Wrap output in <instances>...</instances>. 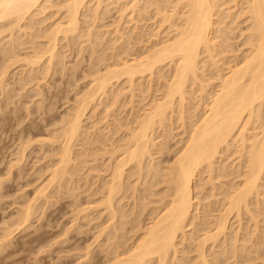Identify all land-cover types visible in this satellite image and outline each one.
<instances>
[{
	"label": "rangeland",
	"instance_id": "374dc122",
	"mask_svg": "<svg viewBox=\"0 0 264 264\" xmlns=\"http://www.w3.org/2000/svg\"><path fill=\"white\" fill-rule=\"evenodd\" d=\"M49 1H51L53 3H49ZM49 1H48V5L46 4L47 2L44 5V6H46L45 7L46 9L42 8V11L40 9H39L40 11H38V9H37L35 12H33L35 15L37 14L36 16L33 14L34 16H32V17H34L35 20L32 18L31 21L26 20L27 22L26 21L24 22L23 25L25 26V24H26L25 27L23 26L24 28H26V30H24V33H23V30H21L22 29L21 28L19 30V31H21L20 34H19V31L17 30V31H15V34L10 37V38H13V40H15V38H17V35H18V39H20L19 41H21V44H16L14 42V46H16V45L17 46H16V49L13 48V49H11V51H13V53H14V50H15L16 51V54L14 53L15 55L11 51H10L11 54L9 53L10 54L9 55L7 53L8 54L7 56H5L6 54L1 53V52H3L2 48L7 46V44L9 45V43H8L9 38H4V37H7V35L9 37V32L6 33L4 31L5 34L2 33L4 35H2V34L0 35V37L2 36V38H0V53H1L0 70L2 69V71H0V74H1V72L2 73L5 72L4 74L0 75V247H1V249H0V264H91V262L93 260L95 261V259H92V257L95 258L96 255H98L100 253L99 256H97L98 262H99V259L101 261L102 260L101 258L105 257L104 254L106 251H102V250L99 251V250L102 248V246H104L103 243H105V241L107 240L106 235L107 234L113 235L114 233L115 234L120 233L118 236L119 242L121 240L120 238L124 239V242H122L123 244L121 246L126 247V246L131 245L133 243L134 239L136 238L135 236H137L139 234V228L135 227L136 222L138 221L137 219L138 218L141 219V221L139 219L140 226L141 225H142V227L145 226V223L147 224V222L149 221V219H148L149 216H147V214H146V213H149V212H147V210L150 211V209L153 208L154 206H156V207L158 205L160 206V203L162 202L161 200H162L164 192L166 190L165 189L166 184L164 182L161 183L160 179L162 180V178L160 176H158V177L154 176L155 177L154 179H153V177L152 178L150 177L151 178V179H149L150 181L147 179L149 181L148 182V181H146V178L149 177V175H146L145 177H143L144 175H142L140 177V179H141L140 180L138 178V176L136 175L137 174L136 168H134L132 166L131 167L132 170L130 173L132 174L134 171L135 172L133 175L129 174V172H128L130 179H129V176L126 174V176H128V177H127V180L125 179L126 184L124 183L123 196L117 203V206H119V208H121L120 209L121 213L124 212L122 219L120 218L122 221H125L123 226L121 227L122 229H120V230L116 229L117 231H114L112 228L111 230L114 233H111L110 230L109 231L107 230L108 233L103 232V236L101 234L100 238L98 236H96V234L98 235V231H99L98 228L99 227L101 228V226H104L105 225L104 223H106V224L109 223L106 221L107 220V218H106L107 210L106 211L103 210L105 208H102L103 206L101 207L100 206L101 204L99 202L100 201L99 197L100 198L102 197V195H101L102 193H99L102 190L100 188L101 184H102L101 179L103 180L102 177H104V179L107 178L106 174L109 173V171H108V173H107V171H105L106 170L105 165L107 162L106 159H108V161H109V159H111V160L113 159L112 156H110L111 153L109 152V149L110 148L112 149L116 145H119V143L122 144V142H124V141H122L121 139L128 138V135L131 132L130 128L131 129H132V127L134 128V126H135L134 121H136L135 122V124H136L137 121L141 118L144 111H147L149 109V107L153 104V102H156V100L157 101L161 100L160 99V97L162 96L161 90L162 89L164 90L163 84H165L166 79H168V78L165 77L163 79V77H161V75H160L161 72L159 73V71L157 69H156L157 72H156V70L154 71V73H153L154 75L151 74V76H149L150 74H147V73L144 74L143 73L144 76H141L142 74L138 75L139 78L136 76L134 79V83H133L134 85L132 84L134 86V88H132V89L130 88L132 91H129L130 86L127 84L128 81H125L124 77L118 78L119 80H117V81H116V79L112 80L111 87L108 86V89L110 87V89L108 90V93H107L108 95H106V97L104 95H102L103 96L102 98H101V96H99L101 99L97 98L95 101L88 104L89 106L87 105L88 107L85 108V110H84L85 111L84 115H82L83 117H81V119H82L81 120V130H80V134H79L80 137L77 136V140H75L77 142H75V143L72 142L73 146L71 145V147H72L71 148V150H72L71 151V159H70V162H67V164L65 165L66 167H64V169L65 168L67 169V170L65 169L67 171V173H64L66 175H64V178H62L61 175H58L61 177V178H59V177L58 178L62 181L59 180V182H58V180H57L58 178L55 177L56 178L55 181H53V178H52V180L50 182V179H51L50 174H52L51 171H53V169H52L53 167L56 168L59 166V157H60L59 151L61 148V143H60L61 139H60V137H58V135L59 134H60L59 136L62 135V133L60 131H62L64 129V127H66L68 125L67 123H68V120L70 119V118H65V117L66 116L69 117L68 115H70V117H71V114L75 111V108L78 104L77 102L79 101V98H81L82 94H85L86 90L88 91V89L90 88L89 86H92V83L95 82L93 76L96 77L97 74L105 73V71H104L105 67L107 66V64L110 65L112 63V61L113 62L120 61L119 59L122 60V58L123 59H127V58L130 59L131 56L137 57L138 54H139V56L141 54L143 55L146 51L148 52L149 49H147V48H150L151 45L154 44V42L160 44L159 40H161V39L163 40L165 36H166L165 37V39H166L168 36L166 33L171 28V26H170V28H168V25H167L168 23L164 22L162 19L161 20L163 21V23H166V24L161 23V20L159 17L161 15L156 16V15L161 13V12L158 14L156 13L157 12V8H156L157 6L156 5L165 4L164 6L162 5L163 7H161V5L159 7H161L163 11L164 10L167 11L166 12L167 14L168 13L171 14V13H173V10L171 9V7H172L171 3L175 2V0H168L167 1V3L169 2V4L171 5V7H170V5L168 6V4L165 3L163 0H160V1L158 0L160 3L155 0V5H152V3L150 2V1L153 2L154 0H146V2L149 1V3H147V5L149 6L148 7L146 5V2H144L142 0L144 2V5H146L147 7L144 6L145 9H143L144 8L143 7L142 8L143 11L139 10L141 12L137 11L136 9L127 10V7L131 3V2L128 3L129 0H118V3H117V0H108V1L102 0L101 2H104V3L107 2V3H105V5H103L100 2L101 4L100 3L98 4L99 9L95 7L96 10L98 11L97 14L94 13L95 9H92V8H94V5L95 6L97 5V1L96 0H92V1L90 0L91 3L86 2L87 5L85 4L87 6V7L85 6L87 8L86 10L84 9L85 7L81 8V10L84 12V14H81V10H80V13L78 15L79 20L77 23L78 24L77 27L78 26L79 27L77 28L78 31L76 30L73 33L74 36H72L73 34L69 35L68 32H67L68 34L66 33L68 35V37L66 34H65L66 35L65 36V35H63V33H60V34L58 33V35H57L58 39L56 38L57 41H55L56 47L53 48V50H54L53 55L54 54L56 55V56L54 55L55 57H53V58H55L56 60L53 59V61L51 60L50 62L47 63V61H48L47 56H49L48 52H43L44 54L43 53L42 54H43V56L44 55L45 56L44 57L42 56L43 58L40 57V54H41L40 52H42L44 50V48L47 49L46 44L49 47L48 43L50 42L49 38H46V36L48 37L50 34H49V32H46L44 30L45 29L46 30L49 29V31L52 30V28L55 26V24L57 22H60V20H62L61 18H63V16H64V14H63L64 12L61 11L62 9L57 11L58 8L53 7L55 5L58 6L57 4H58V1H60V0H56V1L55 0H49ZM110 1H111V3L108 4V2H110ZM112 1H114V2H112ZM55 2H56V4L54 5ZM156 2L159 4H157ZM162 2H164V3H162ZM94 3H96V4H94ZM150 3H151V5H149ZM232 3L233 2L230 1L226 5H224L225 7L227 6L229 8L226 9L223 14H226V13L228 14L229 12H234L236 10L237 7H232L233 6ZM51 4L53 6H50ZM125 4H127V5L129 4V5L127 6ZM166 4L168 7L163 9L166 6ZM101 5H102V7H100ZM124 5L127 6V7H125L126 9L124 8L125 10H127V13L122 8V7H124ZM139 5H143V3L139 4ZM239 5H238V7H239ZM120 7H121V9H123V15H124L123 19H122V12L119 13L120 11H118V9ZM240 7H241V5H240ZM170 9L172 10V12L170 11ZM55 11L58 13H56ZM130 11H134V12L130 13ZM38 12L39 13L41 12V13L39 14ZM237 12H238V10H237ZM59 13L62 14L63 16L60 17ZM100 13H102V14H100ZM86 14H87V16H85ZM119 14L121 15V18H120ZM235 14H237V13H235ZM235 14H232V16H229V17H228V15H226L227 17H225V15H223L224 17L223 16L221 17V19L224 22H227V25L231 26V29L233 28V30L230 32L229 31L230 27L228 26L229 29L227 31H229V33H231V36L228 33L229 34L228 36L231 37L230 40L228 39L229 40L228 42L231 43V46L229 48H232V51L227 48L229 50V52L227 51L228 53L225 54L226 55V58L224 57L225 64L222 65L223 70L225 69L226 65L230 63L228 61V59L231 58L230 57V56H232L231 54H233V56H239V57H237V59H235V57L232 56V59H229L230 61L234 60V59L238 60V59H240V57L242 55L246 54L245 49L246 48L248 49V46L245 44L246 38L244 37L248 33V28H247L248 21L245 20V16H243V15L239 16L240 14H238L236 16ZM83 16H85V17L83 18ZM96 16H98V17H96ZM42 17H43V19H41ZM171 19H173V18H171ZM90 20H92V21H90ZM120 20H121V22H120ZM118 24H119V26H117ZM33 26L36 27V28L34 27L35 31L32 28ZM87 26L91 29L87 28ZM92 27H93V29H92ZM27 28H28L29 33L27 32ZM117 30H119V31H117ZM40 31L43 32V33H41V35L44 34V36H40V33H37ZM17 32H18V34H17ZM89 32L92 33V35L90 34V37H88V35H86V34H89ZM25 33H27V34H25ZM45 33L46 34L48 33V34L46 35ZM169 34H171V33L169 32ZM34 36H35V38H32ZM70 39H72V40H70ZM5 40H6V43H5ZM15 41L19 42V41H17V39ZM244 41H245V43H244ZM51 43H50V45H51ZM18 45H20V46H18ZM154 45H157V44H154ZM114 48H116V49H114ZM124 48H126V49L123 52ZM37 49H39L40 52ZM115 50H117L118 53ZM32 51L33 52L38 51V53H40V54H38L39 59H38V57H36L39 61L36 60L37 64L33 63L34 65L27 63V61H29L30 59L32 60V58L29 57V54L32 55L31 54V53H33ZM119 51L120 52L122 51L121 52L122 54ZM139 52H141V53H139ZM45 53H47V54H45ZM234 54H237V55H234ZM2 55H3L4 59H2ZM35 55L36 54H34V56ZM113 55H115V56L113 57ZM119 55H121V56H119ZM21 56L23 57V59H26V60L28 59V60L23 61L22 58L19 59ZM27 56H28V58H27ZM34 56H33V60L35 59ZM97 56H98V58H97ZM220 56H222V55L220 54ZM9 57L11 58V60ZM15 57H17L19 59V61L16 58L17 62H15V59H14ZM100 58H102V59H100ZM222 58H223V56H222ZM6 59L7 60L9 59L8 65L6 64L7 63ZM13 59H14V61H13ZM59 60H60V62H59ZM204 60H206V58ZM222 60H220V61H222ZM12 61L15 63L11 64V66H10L9 64ZM55 61H56V63H55ZM45 62L47 63L48 68H47ZM57 62H59V63H57ZM222 63H223V61H222ZM4 64H6V66H7V67L5 66L7 68V69L5 68L6 71L4 70V68H2V67H4ZM28 66L29 67L32 66V68L30 69ZM167 67H168L167 65L164 66V68L167 70L166 71L163 70L164 73L166 72L164 74L165 76H166V74H167V76H169V71H168L169 67L168 68ZM30 70H32V71H30ZM226 70H227V68L225 69V71ZM46 71H47L48 75H47ZM93 71H95L97 74ZM43 75H46L45 78H43L44 77ZM200 76H202V75L200 74ZM201 79H202V81H204L206 88H209V90H211L212 86H210L211 87L210 88L207 85V81L211 80V77L208 80H206L207 77L202 76ZM91 81H93V82H91ZM196 81H197V83H196ZM196 81H195L196 85H194L195 83H193L190 85L191 87L188 86L186 88L189 91L187 92V90H186V93H188V94H186L187 99L183 102L184 107L182 106V104L179 106V107L182 106L180 111L183 113V114L181 113L182 116L183 115L185 116V118H184L185 120L183 119V121H186L187 123L189 122V119H187V116L189 118V116H190L189 114L194 113L193 110L194 111L196 110L195 113H197L198 110L201 109L200 108L201 105L197 104V103L200 101L199 95L201 94V92H199V91L201 90L200 89L201 87H199V86H201L200 84L202 82L200 84H198L199 83L198 80H196ZM190 88H192V89L190 90ZM187 95H189V97ZM202 95L205 96V94H202ZM197 98H199V99H197ZM112 101H115V102H112ZM176 103L179 104L178 101L175 99L173 102L174 105L172 104L173 106L171 107V108H173L171 110L174 111V112H172V115H171V111L167 112L168 113L167 119H164L165 121L163 120L165 123H161V126L159 123H158L159 125L156 124L157 127L155 126L156 128H154V130H153L154 132L151 131V133H150L151 137L154 136L152 139H153V141H155V144L157 143L156 147H154V146L151 147L152 148L151 152L153 153L152 155L155 156L152 158V160H154V162H157V160L159 159L158 160V162L160 161L159 166L160 167L162 166L161 170L163 168L167 167L165 165L172 162L173 156H176L175 153H176L177 147H179V145H181V143H182L181 139L185 136V134L183 132L184 130L183 131H181V130L184 129V125L186 123L183 125L180 124L182 116L180 117V113H178L179 107ZM199 103H201V102H199ZM198 107H199V109H198ZM106 111L108 112L107 114H106ZM178 114H179L180 120H178L179 119L177 116ZM191 117H193V115H191L190 118ZM168 118H170V120H168ZM61 119H63V121ZM166 121H169L170 123L166 122ZM257 122H258V120H256V123ZM63 123L64 124L66 123V124L64 125ZM255 124L253 127H255ZM132 125H134V126H132ZM181 125L183 128L181 127ZM62 126H64V127L62 128ZM186 126H187V124H186ZM157 128H158V130H155ZM164 128H166V129H164ZM251 129L249 130V132L247 131L248 132L247 134H250V132L252 134V132L255 133L256 131H258L257 128H253L252 131H251ZM54 131H56V132H54ZM57 132H60V133H57ZM81 132L83 134H81ZM53 133L55 134V136ZM50 134H52V136H49ZM124 134H126V135H124ZM83 135L85 136V138ZM55 138H57L58 141ZM81 138H83V139H81ZM117 138H118V140L121 138L120 142L118 144H116L118 141ZM179 139H180L181 143H180ZM80 140H82V141H80ZM50 141H51V143H50ZM114 141H115V143H113ZM53 142H54V144H53ZM162 142H163V144H165V143L167 144L168 142L169 143H168V146L166 145L167 147L165 146L166 148L164 147L165 151L163 148V151H161L160 152L161 154H160L156 151L158 150L157 148L159 146H161L159 143L162 144ZM176 144H178V145H176ZM235 144L238 145V142ZM108 145H110V147ZM111 145L112 146L114 145V146L112 147ZM237 145H235L233 147L238 149L239 145L238 146ZM171 147H173L172 149H174V150H172ZM233 147L232 146L230 147L231 150H233ZM235 148H234V150H235ZM105 150L107 152H104ZM174 151H175V153H174ZM102 152H104V153H102ZM22 153H23V156L21 157L20 154H22ZM234 153L237 154L238 152H234ZM222 154H220V156H222V158L221 157L218 158V161H217L218 165H219V163L222 162L221 164H229L230 163V165L232 164V166H233V164H236L239 160V158L237 157L238 155H236V154L234 155L233 153L229 154V151H228V154H227V152H225L223 155ZM223 157H224V159H223ZM226 158H228V159H226ZM147 159L148 158L146 157V159L144 161H146L147 164L150 165L151 162H148ZM232 160H233V162H232ZM149 161H151V157H150ZM56 163H57V166H56ZM145 163H144V165H145ZM147 164L145 165V167L147 166ZM129 166H131V164ZM74 167L76 169H74ZM228 167L226 170L227 171L231 170V166H228ZM96 168H98V172H96L94 170ZM147 169H148V166H147L146 170ZM162 171H165V169ZM70 173H72V174H70ZM97 173H99V174H97ZM100 174L102 175V177ZM206 175H207V171L202 172L201 177L199 175V177L197 179L200 182L197 180L195 182L197 184L194 187L195 190L193 191V193L199 192V194L196 193L198 196L201 194H205V193L207 194L208 193V195L205 194L206 197H208L210 194V192H209L210 191V189H209L210 184H208L210 182H207V180H209V179H207L208 176L206 177ZM49 176H50V179H49ZM97 176L99 177L98 180H97ZM229 176H231V175H227L226 178H223L220 176V179L218 176V178L216 177V178H213L212 180L215 183H217L218 186L219 185L222 186V185H225V183L227 181H229V179H230ZM143 178H145V180ZM69 179H70V181H69ZM135 179L136 180L138 179L142 183L140 182L139 184H137L138 181L136 183H134L136 181ZM224 179L226 182L224 181ZM231 179H232V177H231ZM232 180L237 181L238 179L233 178ZM96 181H97V183H96ZM144 181H146L147 183H145ZM155 181H157L158 184ZM53 182L54 183L56 182L55 185ZM57 182H58V186L60 185L59 190L61 192L57 188ZM222 182H223V184H221ZM45 184H47L48 187L45 186ZM205 184H207V185H205ZM42 185H44V186H42ZM134 185H135V187H134ZM211 185L213 186V184H211ZM72 186H74V187H72ZM203 186H206V187H203ZM147 187H148L149 192L147 190ZM149 187H150V189H149ZM224 187L225 186H223V187L219 186V188L221 190ZM39 188L40 189L43 188L42 189L43 191L40 190ZM86 188H88V189H86ZM97 188H98V191H96ZM99 188H100V190H99ZM125 188H126V190H125ZM196 188H198V189H196ZM69 189H71V190H69ZM202 189H204L205 191H207V190H209V191L205 192ZM220 189H219V192H220ZM151 190H154L155 192L152 191V193L154 192L155 194L150 193ZM217 190H218V187H216L215 191H217ZM144 191H145V193H144ZM162 191H164L163 195L161 193ZM259 191L261 193H260V195L257 196L258 202L254 203L252 205L254 211H256V210L258 211L257 206H261V205L263 206V204H264V183L259 188ZM57 192H59V193H57ZM146 192H147L148 196H146ZM42 193H44V194H42ZM143 193H144V197L142 196ZM47 194H50L51 196L50 195L47 196ZM139 194L143 198H141V196H139ZM149 194H152V195H149ZM132 196H133V199H132ZM217 196L218 195L212 197L210 195L208 197L209 199H207L205 197V198H202L203 200L200 199V202L201 201L205 202L206 201L205 199H207V201L210 202L209 203L206 201L208 203V204L207 203L205 204L206 208H207L208 207L207 205L212 204L210 199L214 200V197H217ZM201 197H204V195H202ZM138 198L140 200L141 199L142 200L140 201ZM148 199H150V201ZM157 199H158V201H159V199H161L160 200L161 202H158V201L156 202ZM143 202H144V204L146 203L145 207H144V205L143 206L141 205V204H143ZM215 203L217 204V202H214V205L212 204L213 207H215V209H216V211L214 210L215 213L211 212V213H214L213 216L214 215L216 216L218 214L217 213L218 204L215 205ZM135 204H137V205L135 206ZM203 204L204 203H202V204L200 203V205H199L200 210H201V207H203V206H201ZM28 205H29V207H28ZM83 206H85V207H83ZM96 206H99V208L98 207L96 208ZM90 207H92V209ZM142 207H143V209H145L144 211H143ZM83 208H84V210H83ZM140 208H141L142 214L139 213V217L137 216L136 217L137 219L135 218L136 219V221H134L135 224L133 222L131 223L130 222L131 216L133 218L135 213H136V215H138V212H140ZM203 209H204V207H203ZM79 210H80V212H79ZM30 211H32V212H30ZM100 211L102 213H100ZM129 211H130V213H129ZM29 212H30V215L28 216ZM104 212H106V213H104ZM131 212L133 213V215H131ZM99 213H100V215L101 214L102 215L101 216L98 215ZM192 213L194 214V211ZM254 213L256 216L255 218L257 219L256 223L258 225L256 223H254L252 220H250L251 217L245 211H243L241 214L240 218L241 219L243 218V219L240 220L241 222L239 221L240 226L238 225L239 224L238 219H240V218L235 217L234 219H232L234 217V215L230 216L229 221H228V228H227L228 230H226V233H228L226 235H228V236H224V237H226L225 238L226 242L222 243L223 248H225L224 246L226 244L228 245L225 248L226 250L225 249L219 250L220 247H218V245L217 246L212 245V244H210V242L207 243V244H209V245H207V247L209 246L210 249L212 248V250L218 251L216 259L212 256H209L210 259L214 258V260H211L212 262L214 261V263H215V261H216V263L218 264V262H217V259H218V261L222 262L221 264H263V262H264V211L260 212V213L259 212H254ZM19 214H21V215H19ZM209 214H210V212H209ZM85 215H86V217H85ZM213 216L209 217V218L207 217V219L210 221L211 219H214ZM18 218H20L19 223H21L19 225H18ZM89 218L90 219L93 218V220H90ZM128 219H129L130 223L128 222ZM194 221H195V219H194ZM12 222H13V224H12ZM24 222H25V224H24ZM101 222L103 225L100 224ZM195 222H197V221H195ZM14 223H15V225H14ZM253 224H256V225H253ZM94 225L97 228H95ZM6 226H8L9 229ZM130 226L133 227L132 230H129ZM237 226H239V227H237ZM252 226H254V227L257 226L256 228H258V227L259 228L258 229L255 228L256 229V231H255V229ZM5 228H7V229H5ZM94 228H95V230H94ZM236 229H240V231L237 230V232H235ZM244 229H245V231H244ZM9 230L10 231L13 230V231H11V234H10ZM189 231H190V229H189ZM230 232L232 233V235L230 234ZM121 233L123 234V236L121 235ZM235 233L237 234L236 238H238L237 243L238 242L240 243V244L238 243L239 245L237 244L239 246V247H237V253H238V255L240 253L241 256L238 257V259H237V257L235 258L233 256L234 259L232 261L231 252L229 253V251H231V248H229V247L232 246V243H233L232 240L235 238L234 237ZM249 233L252 236L248 235ZM117 234L115 236H117ZM197 234L200 235V234H202V232L197 233ZM197 234H194L196 237L193 235V239L197 238V236H198ZM110 235H107V236L111 237ZM231 236L234 238H231ZM243 236L246 237V240L248 239L247 243L245 241V244H248V245L245 246V244H244V246L246 248L248 247L247 251H246V248L244 247L245 248L244 249L242 246V243H244V241L242 239L245 238ZM95 237L96 238L98 237L99 239L97 238L98 239L97 240ZM224 237H221V239L224 240L223 239ZM228 237L231 238L232 240H229ZM93 238H95V239H93ZM193 239L192 240L190 239L188 241L185 240L182 244L184 246L189 245L187 247L190 248V246L191 245L193 246V244L196 240L195 239L193 241ZM239 239L241 242L239 241ZM249 239H250V241H249ZM251 239H253V241ZM95 240H97V241H95ZM178 240H179V238H178ZM222 240H220V241H222ZM92 241H93V243H92ZM100 241H102V242H100ZM108 241H110L109 238H108ZM113 241H114V239H113ZM110 242H112V241H110ZM260 242H262V244ZM78 243H79V245L80 244L81 245L78 246ZM90 243H92V244H90ZM106 243H108V245H109V242L106 241ZM124 243L126 244V246H124L125 245ZM188 243H190L191 245ZM252 243H253V245H255V248H254V246H252ZM74 244H76V245H74ZM87 244H90V245H87ZM179 244H178V248L180 249V247L183 245H181V244L179 245ZM220 244H221V242H220ZM259 245H260V247H259ZM106 246H104V247L106 248ZM210 246H213V247H210ZM250 246H251V248H250ZM72 247H74V248L72 249ZM109 247L110 246H107V248H109ZM209 248H207V251L210 250ZM223 248H221V249H223ZM239 248L240 249L242 248V250L240 251ZM257 248H258L259 252H258ZM261 249H263V250H261ZM212 250H210V252H212ZM219 251H220V254H219ZM221 251H223V252H221ZM253 251H255V252H253ZM86 252L88 253V255L85 254ZM193 253L194 252H189V254L187 253L185 256L188 259L191 257L193 258V256H195V254H193ZM228 253H229V256L231 255L230 257L228 256ZM226 256H227V258H226ZM192 260H194V258ZM234 261H235V263H234ZM238 261H240V262H238ZM214 263H212V264H214ZM219 264H220V262H219Z\"/></svg>",
	"mask_w": 264,
	"mask_h": 264
},
{
	"label": "bare ground",
	"instance_id": "6f19581e",
	"mask_svg": "<svg viewBox=\"0 0 264 264\" xmlns=\"http://www.w3.org/2000/svg\"><path fill=\"white\" fill-rule=\"evenodd\" d=\"M48 1L49 0H0V35L2 33L5 34V32L6 33L9 32V37H8V35H7V37L3 36L4 38H9L8 39L9 45L8 44H7V46L4 45L5 47L3 46L4 47V48H2L3 52H1V53L6 54L5 56H7L10 53L11 49H13V48L16 49L17 45L14 46V42L16 44H21V41H19L20 39H18V35H17V38H15V40L17 39V41H19V42H16L15 40H13V38H10V37L15 34V31H17V30L19 31L21 28H22L21 30H23V33H24V30H26V28H24L26 26V24H25V26L23 25L24 22L26 20L31 21L32 18L34 19V17H32L35 15L33 12H35L37 9H38V11H40V10L42 11V8L46 7V6H44L46 2H47L46 4L48 5ZM91 1L90 0H88V1L87 0H60V1H58V4H57L59 7L55 5L56 2L54 3L55 6H53L52 4L50 5V6H53L55 8L57 7L58 8L57 11L62 9L61 11L64 12L63 13L64 16L59 13L60 17L63 16V18H61L62 20H60V22H57L54 27L52 26L53 27L52 30L49 31V29L46 30L44 28L45 29L44 31L49 32V34H50L47 37L46 35L48 33L47 34L45 33L46 38H49V40H50V42L48 43L49 47L46 44L47 49L44 48V50L42 52H40L39 49H37V50H39V52L41 54L43 52H48L49 56H47L48 58L46 57L48 59L47 63L50 62L51 60L53 61V59L56 60L55 58H53L56 56L55 54H54L55 56L53 55V52H54L53 48L56 47L55 41H57V39H58L57 38L58 33L59 34L63 33V35H65L68 32L69 35H72L77 30V28L79 27V26L77 27V25H78L77 23L79 20L78 15L80 13L81 8H83L87 5L86 2L91 3ZM96 1H97V5H98L102 0H96ZM106 1H108V0H106ZM139 1L140 0H129L128 3L131 2L130 5L128 4L129 5L128 6L127 4H125L129 8L125 5L122 8L124 9L125 7H127V10L136 9L137 11H139V10H142V8L147 5V3H149V1L146 2V0H143L144 2H146V5H144V2L142 0H141L142 2L141 1L139 2ZM156 1L159 2L160 0L159 1L156 0ZM163 1L165 3H167L168 0H163ZM230 1L233 2L232 3L233 6L231 5L232 7H237L236 10L234 12H229L228 14L227 13L223 14L224 11L229 8L227 6L225 7L224 5H226ZM112 2H114V1H112ZM150 2L152 3V5H155V0L153 2L152 1H150ZM164 2H162V3H164ZM49 3H53V2L49 1ZM101 3L103 5H105V3H107V2H105V3L101 2ZM109 3H111V1L108 2V4ZM117 3H118V0H117ZM142 3H143V5H139ZM151 3L149 5H151ZM159 3H157V4H159ZM94 4H96V3H94ZM167 4H168V6L170 5L169 2ZM167 4L163 9L168 7ZM239 4L241 5V7ZM97 5L96 6L94 5V8H92V9H95L94 13H96V14L98 12L96 10V8L99 9V5L98 6ZM160 5H161V7H163L165 4L156 5L157 6L156 7L157 12L156 13L158 14L161 12L160 14H158L156 16L161 15V16H159L160 20L162 19L164 22H167L168 28H170V26H171V28L166 33L168 35L167 38L165 39V37H166L165 36L163 40L161 39L162 41L159 40L160 42L159 41L158 42L160 44L154 42V44H157V45L152 44L150 47L151 49L147 48V49H149L148 52L146 51L147 53L145 52L143 55L141 54L140 56L138 54L139 57L138 56L137 57L131 56L130 59H128V58L123 59L122 58V60L119 59L120 61H116V62L112 61V63L110 65H108V64H107V66L105 65L106 66L105 70H104L105 73L97 74L95 71H93L97 74L96 77L93 76L95 82L91 81V82H93L92 86H89L90 88L89 89L87 88L88 91L86 90V93L84 92L85 94H82V97L79 98V101L77 102L78 104L76 103L77 106L75 108V111L71 114V117H70V115H68L69 117H67V116L65 117V118H70V119L68 120V123H67L68 125L66 127L62 126V128L64 127V129L62 130L63 132L59 130L62 133L61 136H59L60 134L58 135V137H60V139H61V142H60L61 148L59 151L60 152L59 166L56 168L55 167L52 168L53 171H51L52 174H50L51 179L49 176L50 182H51L52 178H53V181H55V179H56L55 177L64 178V175H66L64 173H67V171H66L67 169L65 168L66 169L65 170L64 167H66L65 165L67 164V162H70V159H71V151H72L71 145L73 146L72 142H74V143L77 142V141H75V140H77V136L80 137L79 134H80V130H81V120H82L81 117H83L82 115H84V112H85L84 110H85V108H87L89 106L88 104L95 101L97 98L101 99L103 97L102 95H104L105 97H106V95H108L107 93L111 87L112 80L116 79V81H117V80H119L118 78L124 77L125 81H128L127 84L130 86L129 89L130 88L132 89V88H134L133 83H134V79L136 76L138 78H139L138 75L142 74L141 76H144L143 73L144 74L145 73L150 74L149 76H151V74L154 75L153 73L156 69L159 71V73L161 72L160 75H161V77H163V79L165 77L168 78V79H166L165 84H163L164 90L163 89L161 90L162 91L161 92L162 96L160 97L161 100L158 99L159 101L156 100V102H153V104L149 107V109L147 111H144L141 118L137 121L136 124H135L136 121H134L135 126L132 125V126H134V128L133 127H132V129L130 128L131 132L128 135V138H126V139L120 138L122 141H124V142L121 141L122 144L119 143L120 139L118 140V138H117L118 141L116 144L119 143V145L115 144L116 145L115 147H113L114 145L113 146L111 145L113 148L112 149L110 148L111 150L109 149V152L111 153V155L110 154L109 155L112 156L113 159L112 160L109 159V161H108V159H106V161H107L106 165H105L106 170L105 169L104 170L107 171V173L109 171V173L106 174L107 178L104 179V177H102V175L100 174L101 177L103 178V180L101 179L102 184L100 187L102 190L99 192V193H102L101 194L102 197L101 198L99 197L100 201L98 200L101 204L100 206L101 207L103 206L102 208H105L103 210H105V211L107 210V213L104 212L107 214V216H106L107 220L106 219L105 220L109 223L106 224L103 222L105 225L101 226L100 225V224H102V222H101L99 224L101 226V228L100 227L98 228L99 231H98V235L96 234V236H98L100 238L101 234L103 236V232L108 233L109 230L111 233H114L111 230L112 228L114 231L122 229L121 227L123 226V224L125 222V221L121 220L122 216L124 215L123 214L124 212L121 213V211H120L121 208H119V206H117V203L123 196L125 179L127 180V177L129 176V174H131L130 172L132 170V168H131L132 166L134 168H136V171H137L136 175L138 176L139 179L142 175H144L143 177H145L146 175H149V177L146 178V181H148L152 177L154 179L155 178L154 176H157V177L160 176L162 178V180L160 179V181H161V183L164 182L166 184V188H165L166 190H165V192L164 191L161 192L162 195L164 192L162 200L161 199H159V201H158V199L156 200V202L157 201L158 202L162 201V202L160 203V206L158 205L157 207L154 206L151 209L149 208L150 211L147 210V212H149V213H146V214H147V216H149L148 217L149 221L147 222V224L145 223V226H143V227H142V225L140 226V224H139L140 218H138V219L136 218L137 216L139 217V213H141V208H140V212H138V215H136V213H135L133 218L131 216L130 222L131 223L133 222L135 224L134 221H136V219H137L138 221L136 222V226L135 225L134 226L139 228V234L137 233L138 235L135 236L136 238L134 239L133 243L131 242L132 243L131 245L126 246V244L124 243L125 244L124 246H126V247L121 246L123 244L122 242H124V239L120 238L121 240L119 242L118 236L120 233L119 234L116 233L117 236H115L116 235L115 233L113 235L107 234V235H110L111 237L113 236L112 238L114 239V241L111 237H108L106 235V237H107L106 241L109 242V245H108V243H106V241H105V243H103V245L104 246L107 245L110 247L107 248V246H106V248H105L104 246L101 245L103 249L102 248L100 250L98 249L99 251H101V250L106 251L104 254L105 257L104 258L102 257L101 261L99 259V262H98L97 256H99V254H100L99 253L98 255H96L97 258L95 256H94L95 258L92 257V259H95V261L93 260L92 261L93 263L91 262V264H212V263H214V261L212 262L211 260H214V258L216 259L218 251H214V250H212V248L210 249L209 246L207 247V245H209L207 243L210 242V244H212V245H216V246L218 245V247H220L219 250H224L228 246L226 244L224 246L225 248H223L222 243L226 242L225 241L226 237H224V236H228V235H226V234H228V233H226V230H228L227 228H228V221H229L230 216L234 215V217L232 216L233 218L231 217L232 219H234L235 217L240 218L242 212L245 211L251 217L250 220H252L254 223H256L257 219L255 218L256 216H255L254 212L260 213V212L264 211V204H263V206L262 205L257 206L258 211L257 210L254 211V209L252 207V205L254 203L258 202L257 196L260 195V193H261L259 191V188L264 183V0H175V2L171 3L172 7L170 5L171 9L173 10V13H171L172 10L170 9L171 14H169V13L167 14L166 13L167 11H165V10L163 11L162 8L159 7ZM238 5H239V7H238ZM86 7L84 8L85 10L87 9ZM100 7H102V5ZM119 9H118V11H120L119 13L122 12V19H123V17H124L123 9H121V7ZM125 9H124V11L127 13V10H125ZM143 9H145V7ZM237 10H238V12H237ZM132 12H134V11H130V13H132ZM139 12H141V11H139ZM56 13H58V12H56ZM235 13H237V14H235ZM81 14H84V12L82 10H81ZM100 14H102V13H100ZM232 14H235L236 16L238 14H240L239 16L243 15V16H245V20L248 21V25H247L248 33L246 34V36H244L246 38V40H245L246 43H245V41H244V43L248 46V49L247 48L245 49L246 54L242 55L240 57V59H238V60H235V59H237V57H239V56H233V54H231L233 57H235V59H234L235 61L234 60L230 61L229 59H232V56L229 55L231 57L228 59V61L230 63L226 65L225 69L227 68V70L225 71V69L223 70L222 65L225 64V62H224V57L226 58L225 54L228 53L229 50L232 51V48H229L231 46V43H229L228 41L231 38L230 37L231 33H229V31L231 32L233 30V28L231 29V26L227 25V22H224L221 19V17L223 15H225V17H227L226 15H228V17H229V16H232ZM85 16H87V14ZM85 16H83V18ZM96 17H98V16H96ZM120 18H121V15H120ZM171 18H173V19H171ZM41 19H43V17ZM162 20H161V23L166 24V23H163ZM90 21H92V20H90ZM120 22H121V20H120ZM119 24L117 26H119ZM228 26L230 27L231 30L228 28ZM34 27L35 26H33L32 28L35 31L36 27L35 28ZM87 28H89V27L87 26ZM89 29H91V28H89ZM92 29H93V27H92ZM228 29H229V31H227ZM117 31H119V30H117ZM20 32L21 31H19V34H20ZM27 32L29 33L28 28H27ZM43 32L40 31L37 33H40V36H44V34L41 35V33H43ZM91 32H89V34H86V35H88V37H90V34L92 35ZM169 32L171 34H169ZM228 33L230 34V36H228L229 35ZM4 34H2V35H4ZM17 34H18V32H17ZM25 34H27V33H25ZM72 36H74V34ZM67 37H68V35H67ZM0 38H2V36ZM32 38H35V36ZM70 40H72V39H70ZM5 43H6V40H5ZM50 43H51V45H50ZM18 46H20V45H18ZM114 49H116V48H114ZM125 49L126 48L123 49V52L125 51ZM115 51H117V50H115ZM11 52L13 53V51H11ZM1 53H0V56H1ZM14 53L16 54L15 50H14ZM40 53H38V51H37V52L31 53L32 55L29 54V57L32 58V60L30 59L29 61H27L28 59L27 60L23 59L22 56L19 59L22 58L23 61L25 60V61H27V63L34 65L33 63L37 64L36 60L39 61L38 60L39 59L38 54H40ZM117 53H118V51H117ZM139 53H141V52H139ZM34 54H36V55L34 56ZM41 54H40V57H42L44 53L42 55ZM45 54H47V53H45ZM220 54L223 56V58H222V56H220ZM234 55H237V54H234ZM33 56L35 58L34 60H33ZM114 56L115 55H113V57ZM119 56H121V55H119ZM36 57H38V59ZM16 58L17 57L14 58L15 62H17ZM27 58H28V56H27ZM97 58H98V56H97ZM205 58H206V60H204ZM2 59H4L3 55H2ZM14 59H13V61H14ZM19 59H18V61H19ZM100 59H102V58H100ZM8 60H7V63L5 62L7 65H8ZM10 60H11V58H10ZM220 60H222L223 63ZM13 61L11 63L9 62L10 66H11V64L15 63ZM59 62H60V60H59ZM59 62H57V63H59ZM47 63L45 62L46 66H47ZM55 63H56V61H55ZM6 64H4V67H2V68H4L5 71L7 69ZM166 65L169 67V68L167 67L168 71H169V76H167V74H166V76L164 75L166 73V72L164 73V71L167 70V69H165L166 67L164 68V66H166ZM29 68L31 69L32 66ZM47 68H48V66H47ZM157 70H156V72H157ZM0 71H2V69ZM30 71H32V70H30ZM4 73L1 72V74H4ZM46 73H47V71H46ZM200 74L202 76L207 77L206 80H208L211 77V80L207 81V85L209 87L212 86L211 90H209V88H206V85H205L204 81H202V79H201L202 76H200ZM47 75H48V73H47ZM43 76H44L43 78H45L46 75H43ZM196 80H198V82H199L198 84H200L202 82L200 84L201 86H199V87H201L200 88L201 90L199 91V92H201V94L199 95L200 97L198 96L200 98L199 102H201V103H199L197 101L198 102L197 104L201 105V107H200L201 109L198 110L197 113H195L196 110L195 111L193 110L194 113L191 112L192 114H189L190 116L193 115V117H191L192 118L191 119L190 116H189V118L187 116V119H189V122L187 123L186 121H183L185 116L184 115L182 116L183 113L180 110H181L182 106L184 105L183 102L187 99L186 94H188V93H186V90H187L186 88L188 86H190L191 84L195 83ZM196 83H197V81H196ZM196 83L194 85H196ZM108 86H110L109 89H108ZM131 89L129 91H132ZM191 89L192 88H190V90ZM188 91L189 90H187V92ZM202 94H205V96H203ZM99 96H101V98ZM187 96L189 97V95H187ZM199 98H197V99H199ZM175 99L179 103V104L176 103L178 105V107L182 104V106L179 107V112H178V113H180V117L182 116L180 124L183 125L186 123L187 126L185 124L184 129L181 130V131L184 130L183 132H184L185 136L181 139L182 143L179 139L181 145H179V147H177L176 153L174 151L176 156H173L172 162L169 163L170 165L169 164L165 165L167 167L162 169V170L165 169V171H162L161 170L162 166L161 167L159 166V162H160V161L158 162L159 159L157 160V162H154V160H152V158L155 156L152 155L153 153L151 152V150H152L151 147H153V146L156 147L157 143L155 144V141H153V139H152L154 136L151 137L150 133H151V131L154 132L153 131L154 128L157 127L156 124L159 123L161 126V123H165L164 119H167V115H168L167 112L171 111V115H172V112H174V111L171 110V109H173L171 107L174 105L173 102ZM112 102H115V101H112ZM198 109H199V107H198ZM107 113L108 112L106 111V114ZM177 116L179 118V114ZM61 120L63 121V119H61ZM168 120H170V118H168ZM178 120H180V118ZM256 120H258L257 123H256ZM166 122H169V121H166ZM254 124H255V127H253ZM182 125H181V127H182ZM253 128H257L258 131H256L255 133L252 132V134H251V132H250V134H247L249 132V130L251 129V131H252ZM164 129H166V128H164ZM155 130H158V128ZM54 132H56V131H54ZM60 132H57V133H60ZM81 134H83V133L81 132ZM124 135H126V134H124ZM49 136H52V134H50ZM54 136H55V134H54ZM84 138H85V136H84ZM55 139L57 140V138H55ZM81 139H83V138H81ZM80 141H82V140H80ZM237 142H238L239 146L237 144H235ZM50 143H51V141H50ZM113 143H115V141ZM168 143L167 144L166 143L163 144V142H162V144L159 143L161 146H159L157 148L158 150L156 152L160 153L161 151H163V148L166 145L168 146ZM53 144H54V142H53ZM176 145H178V144H176ZM235 145H237L239 148L236 149L235 147H233ZM108 146L110 147V145H108ZM231 146L233 147V150H231V148H230ZM165 148H164V151H165ZM172 148L173 147H171V149ZM234 148H235V150H234ZM106 150L104 152H107ZM172 150H174V149H172ZM228 151H229V154L233 153L234 155L236 154L234 152H238L236 154V155H238L237 157L239 158L238 162L236 164H233V166H232V164L230 165L229 162H228L229 164H221L222 163L221 162L218 165V163H217L218 158L219 157L222 158V156H220V154H222V153L224 154L225 152H227V154H228ZM104 152H102V153H104ZM20 155L22 157L23 153ZM146 157L148 158L147 159L148 162H151L150 165L147 164L146 161H144L146 159ZM150 157H151V161H149ZM223 159H224V157H223ZM226 159H228V158H226ZM232 162H233V160H232ZM144 163H145V165L147 164V166H148L147 170H146L147 166L145 167ZM130 164H131V166H129ZM56 166H57V163H56ZM228 166H231V170L228 169L229 171L226 170ZM74 169H76V168L74 167ZM96 169H94V170L96 172H98V168H96ZM204 171L205 172L207 171L206 177L208 176L207 179H209V180H207V182H210V183H208V184H210V188H209L210 191L207 190L210 192L209 196L211 195L213 197V196L218 195L217 197H214L215 201L213 199L212 200L210 199V201L212 202L213 205H214V202H217V204H218V210H217L218 214L216 216L215 215L213 216V214L215 213L214 210L216 211V209H215V207H213L212 204L207 205L208 207L206 208L205 204L207 202H209V201H207V199H209L208 198L209 196L206 197V195H208V193L207 194L205 193L206 195L201 194L199 196L196 194V193L199 194V192L193 193V191L195 190L194 187L197 184L195 182L198 179L199 175L201 177V173ZM128 172H129V174H128ZM134 172L131 175H133ZM70 174H72V173H70ZM97 174H99V173H97ZM126 174L128 176H126ZM58 175H61V177ZM227 175H231V176H229L230 179H229V181H227L228 183L224 179V181L226 182L225 185H222V186L219 185L220 187L225 186L221 190L219 188V186L217 185V183H215L212 179L216 178V177L218 178V176H219V179H220V176L223 178H226ZM231 177H232V179L235 178L238 180L233 181L231 179ZM59 178L57 179L58 182L60 180ZM98 179H99V177L97 176V180ZM129 179H130V176H129ZM143 179L145 180V178H143ZM60 181H62V180H60ZM69 181H70V179H69ZM137 181H138L137 184H139L141 182L137 179L134 183H136ZM146 181H144V182L147 183ZM197 181H199V180H197ZM58 182H57V188L59 190L60 185L58 186ZM155 182L157 183V181H155ZM55 183H54V185H55ZM96 183H97V181H96ZM211 184H213V186ZM221 184H223V182ZM205 185H207V184H205ZM42 186H44V185H42ZM45 186H47V184H45ZM72 187H74V186H72ZM134 187H135V185H134ZM203 187H206V186H203ZM216 187H218L217 191H215ZM100 188H99V190H100ZM42 189H40V190H42ZM86 189H88V188H86ZM149 189H150V187H149ZM196 189H198V188H196ZM219 189H220V192H219ZM69 190H71V189H69ZM125 190H126V188H125ZM147 190H148V187H147ZM202 190H204V189H202ZM96 191H98V188L96 189ZM152 191H154V190H151L150 193H152ZM207 191H205V192H207ZM148 192H149V190H148ZM44 193H42V194H44ZM57 193H59V192H57ZM144 193H145V191H144ZM144 193L142 195L143 197H144ZM152 194H149V195H152ZM48 195H50V194H47V196ZM202 195H204V197H201ZM139 196H141V195L139 194ZM142 196H141V198H143ZM146 196H148L147 192H146ZM205 197L207 198V199H205L207 202L205 200H204L205 202H202V201L200 202V199L203 200L202 198H205ZM132 199H133V196H132ZM148 200L150 201V199H148ZM200 203L201 204L204 203L203 205H201L204 207V209H203V207H201V210H200V206H199ZM217 204L215 203V205H217ZM136 205L137 204H135V206ZM141 205L142 206L144 205V207H145L146 203L144 204V202H143V204H141ZM28 207H29V205H28ZM83 207H85V206H83ZM97 207L99 208V206H96V208ZM90 208L92 209V207H90ZM142 209H143V207H142ZM80 210H79V212H80ZM83 210H84V208H83ZM144 210L145 209H143V211ZM193 211H194V214L192 213ZM30 212H32V211H30ZM30 212H29L28 216L30 215ZM209 212H210V214H209ZM211 212H214V213H211ZM100 213H102V212L100 211ZM100 213L98 215H100ZM129 213H130V211H129ZM21 214H19V215H21ZM131 215H133L132 212H131ZM212 216L214 217V219L210 218L212 221L211 220L209 221L207 219V217L209 218ZM85 217H86V215H85ZM19 219L20 218H18V225L21 224V223H19ZM194 219L197 222H195ZM242 219L241 218L238 219V223H239L238 225L239 226H240V222H241L240 220H242ZM90 220H93V218ZM140 221H141V219H140ZM128 222H129V219H128ZM12 224H13V222H12ZM24 224H25V222H24ZM256 224H253V225H256ZM14 225H15V223H14ZM132 226H130L129 230L133 229ZM239 226H237V227H239ZM6 227H8V226H6ZM94 227L97 228L95 225H94ZM252 227L255 229L257 226H255V227L252 226ZM95 228H94V230H95ZM258 228H256V229H258ZM5 229H7V228H5ZM8 229H9V227H8ZM189 229H190V231H189ZM256 229H255V231H256ZM237 230L240 231V229H236L235 232H237ZM11 231H13V230H11ZM11 231H10V234H11ZM244 231H245V229H244ZM200 232H202V234H200V235L197 234ZM231 232H230V234L232 235ZM250 233L248 235H251ZM194 234L198 235L197 238H195L196 240L193 239ZM121 235L123 236L122 233H121ZM236 235L237 234L235 233V236H234L235 238L231 236V238H234L233 240L228 237L229 240L233 241L232 246L229 247V248H231V251H229V253L231 252L232 261L234 259L233 256L235 258L237 257V259H238V257L241 256L240 253H239V255L237 253V247H239L238 245L240 243L239 242H238L239 244L237 243L238 238H236L237 237ZM245 236H243V237H245ZM221 237H224L223 238L224 240H222ZM95 238H93V239H95ZM108 238L112 242L108 241ZM178 238H179V240H178ZM190 239L191 240L193 239V241L195 240L193 246L190 243H188L192 247L190 246V248H189V247H187L189 245L184 246L182 244L185 240L188 241ZM97 240H95V241H97ZM220 240H222V241H220ZM242 240L244 241V243H242V246L244 248L246 245H248V244H245V241L247 243L248 239L246 240V237H245ZM251 240L253 241V239H251ZM239 241H240V239H239ZM249 241H250V239H249ZM100 242H102V241H100ZM220 242H221V244H220ZM92 243H93V241H92ZM92 243H90V244H92ZM179 243L181 245H183L180 247V249L178 248ZM260 243L262 244V242H260ZM90 244H87V245H90ZM244 244H245V246H244ZM74 245H76V244H74ZM80 245L78 243V246H80ZM252 246H254V248H255V245H253V243H252ZM74 247H72V249ZM210 247H213V246H210ZM259 247H260V245H259ZM207 248L212 250V252H210L209 249H208L209 251H207ZM221 248H223V249H221ZM247 248H246V251H247ZM250 248H251V246H250ZM0 249H1V247H0ZM239 250L241 251L242 248L241 249L239 248ZM257 250H258V248H257ZM261 250H263V249H261ZM189 252H194L193 253V254H195V256H193L194 260H192L193 259L192 257L188 259L185 256L187 253L189 254ZM221 252H223V251H221ZM253 252H255V251H253ZM258 252H259V250H258ZM229 253H228V256H229ZM85 254L88 255L87 252ZM219 254H220V251H219ZM209 256H212L214 258L210 259ZM226 258H227V256H226ZM217 262H218V264H219V262H220V264L222 263L221 261H218V259H217ZM238 262H240V261H238ZM215 263H216V261H215ZM234 263H235V261H234ZM263 264H264V262H263Z\"/></svg>",
	"mask_w": 264,
	"mask_h": 264
}]
</instances>
